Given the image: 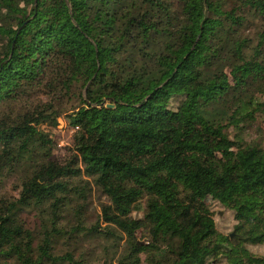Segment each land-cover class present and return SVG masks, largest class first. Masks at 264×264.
<instances>
[{
    "label": "trees",
    "instance_id": "16d2710c",
    "mask_svg": "<svg viewBox=\"0 0 264 264\" xmlns=\"http://www.w3.org/2000/svg\"><path fill=\"white\" fill-rule=\"evenodd\" d=\"M261 89L264 0H0V182L17 178L0 264H86L55 250L82 236L91 185L119 264H264L241 244L264 242V144L239 136ZM65 112L72 161L28 164ZM197 197L234 213L233 240Z\"/></svg>",
    "mask_w": 264,
    "mask_h": 264
},
{
    "label": "rangeland",
    "instance_id": "374dc122",
    "mask_svg": "<svg viewBox=\"0 0 264 264\" xmlns=\"http://www.w3.org/2000/svg\"><path fill=\"white\" fill-rule=\"evenodd\" d=\"M227 73H229V70ZM261 90L264 92V89ZM255 94L259 101L264 102V93L255 92ZM106 104L111 103L106 102ZM69 113H62L54 124L37 126V131L48 143L46 146H38L37 144L27 149L28 151L22 156L28 164L38 165L52 161L64 166L72 161L74 152L71 143L75 129L69 124L66 117ZM235 134L237 133L233 128L228 130L231 139L235 138ZM239 136L243 137L245 142L259 141L264 144V113H257V118L251 124L244 126ZM15 188H17V178H7L3 183L0 182V195L12 194L15 196ZM197 200L212 213L217 233L233 240L235 236L234 227L237 224L234 220V213L209 198L197 197ZM86 204L82 236L76 239L74 244L71 243L70 246L66 243L59 244L56 247L55 254L63 256L68 251L74 255V261L81 260L86 264H119L125 254L126 238L123 236L121 240H118L120 230L114 225H108L103 221L102 208L111 207L109 201L91 185V196L87 199ZM69 216L72 215H68V219L72 223L73 221ZM130 216L141 221L142 211H132ZM25 219L31 227L37 223L33 212H28ZM95 230H100L99 235L94 234ZM135 235L138 244H146L143 230H138ZM241 244L249 251L251 257H264V242L256 245L243 242ZM145 258L146 254H141L139 264H147Z\"/></svg>",
    "mask_w": 264,
    "mask_h": 264
},
{
    "label": "water",
    "instance_id": "95a60500",
    "mask_svg": "<svg viewBox=\"0 0 264 264\" xmlns=\"http://www.w3.org/2000/svg\"><path fill=\"white\" fill-rule=\"evenodd\" d=\"M104 107H105V108H113L114 106L111 105V104H105Z\"/></svg>",
    "mask_w": 264,
    "mask_h": 264
}]
</instances>
